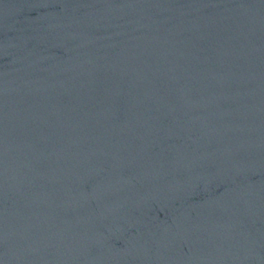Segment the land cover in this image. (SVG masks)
I'll return each instance as SVG.
<instances>
[{"label": "water", "instance_id": "water-1", "mask_svg": "<svg viewBox=\"0 0 264 264\" xmlns=\"http://www.w3.org/2000/svg\"><path fill=\"white\" fill-rule=\"evenodd\" d=\"M0 264H264V0H0Z\"/></svg>", "mask_w": 264, "mask_h": 264}]
</instances>
